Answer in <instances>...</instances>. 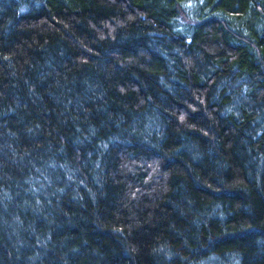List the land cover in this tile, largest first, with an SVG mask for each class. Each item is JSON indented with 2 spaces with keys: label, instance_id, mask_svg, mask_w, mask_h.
<instances>
[{
  "label": "trees",
  "instance_id": "1",
  "mask_svg": "<svg viewBox=\"0 0 264 264\" xmlns=\"http://www.w3.org/2000/svg\"><path fill=\"white\" fill-rule=\"evenodd\" d=\"M0 264H264V0H0Z\"/></svg>",
  "mask_w": 264,
  "mask_h": 264
}]
</instances>
